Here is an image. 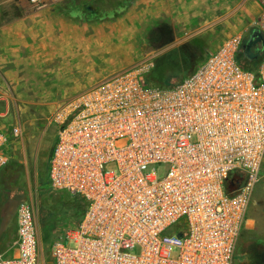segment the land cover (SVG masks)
I'll return each instance as SVG.
<instances>
[{
  "label": "built area",
  "instance_id": "obj_1",
  "mask_svg": "<svg viewBox=\"0 0 264 264\" xmlns=\"http://www.w3.org/2000/svg\"><path fill=\"white\" fill-rule=\"evenodd\" d=\"M255 29L264 40V10ZM244 38H226L171 88L147 86L153 63L142 60L53 113L49 186L85 203L76 229L52 236L53 264H233L264 156V49L244 69L235 60ZM9 146L0 129V170ZM15 224L0 264H38L27 201Z\"/></svg>",
  "mask_w": 264,
  "mask_h": 264
},
{
  "label": "rangeland",
  "instance_id": "obj_2",
  "mask_svg": "<svg viewBox=\"0 0 264 264\" xmlns=\"http://www.w3.org/2000/svg\"><path fill=\"white\" fill-rule=\"evenodd\" d=\"M71 1L77 2L82 8H87L91 3L94 5L99 4L102 7H106V13H109L120 9L128 0ZM63 2L64 0L45 1L49 6L55 7L58 10H60L59 7ZM43 6L45 4L41 5V7ZM247 7H252V10H249L250 13L248 12L245 15L242 29L236 32L243 33L245 37L255 27L259 14L264 10V0H248L246 2ZM258 8L261 9L254 15V12ZM209 16L210 14H205L206 19H212ZM67 18L72 20L69 17ZM115 20L90 23L72 21L82 26L85 33L89 35L99 30L107 32L109 30L108 26L112 25ZM207 24L210 25L212 23L207 22ZM158 26L155 22L148 24L149 30L142 33L143 38L139 40L131 61L127 64H123V61L124 52L128 51V49L124 48V46L121 47V45H117L116 48L109 46L111 43H118L119 40L102 41L101 49L102 51L104 50V53L100 56L91 57L92 59L89 60V64L92 66L86 67L80 73V82L78 86L72 88L71 92L76 91L77 88V91L80 92L84 85L90 84L91 82L95 83L97 81L96 79L103 74L106 75L107 70L110 68L121 67V69H126L147 59H150L153 63V68H151L153 70L151 71L150 69L148 73L150 80L153 78L154 81H158V68L165 69L166 75H168L167 81L171 76L178 80L185 75L183 71L189 69L187 66L191 68L195 64H197L196 66L201 64L208 56V51L218 45V42L222 38L227 37L230 31L220 33L217 29L206 30L199 34L198 39L189 40L180 46L173 47L172 42L158 48V43L160 41V43L164 42V39H159L160 41L155 43L151 38L152 29ZM182 52L192 54H182ZM235 60L244 69L249 71H254L257 67L254 62L246 60L241 52L236 54ZM195 67H192L188 70L189 72H186L190 73ZM121 69L119 68V70ZM42 70L43 74L40 76L41 79H34L33 87L24 89L21 85L11 97H8L7 104L0 102V114L3 115V118H0V123L5 124V129H7V132L9 131L8 133L13 128L18 129L19 135L18 137H14L12 142L19 141L20 144L18 147L21 149L19 152H16L15 156H12L10 153L8 164L0 170V227H3L2 230L5 240L3 246L0 248V255L7 257L13 253V245L16 238V224L15 215L13 218L9 216L12 207L8 206L7 197L19 192L20 197L14 199V204L16 205L21 201H27L34 212L38 264H53V259L50 254L52 236H65L69 232L74 231L83 214V206L78 197L71 196L64 191L52 190L49 186L47 173L49 157L57 140V126L52 124L50 119L65 100V96H62L61 92H57L55 88H62L63 81H67L68 77L74 76L75 71H70L69 69L62 71L53 69L52 71L54 72L50 73L47 72L48 70H44V68ZM162 84L164 85L166 83L164 82ZM55 91L57 94H55ZM12 144L10 146V152L11 147H13ZM164 170L163 167L159 168L160 176H163ZM232 178L235 179V175H231L228 178L227 185ZM262 184H264V156L260 168V181L257 183V186ZM13 208L15 207L13 206ZM242 233H245V241L247 238L252 237L244 229H242L240 235ZM235 261L248 264L247 257L243 258L241 255L235 256Z\"/></svg>",
  "mask_w": 264,
  "mask_h": 264
},
{
  "label": "crops",
  "instance_id": "obj_3",
  "mask_svg": "<svg viewBox=\"0 0 264 264\" xmlns=\"http://www.w3.org/2000/svg\"><path fill=\"white\" fill-rule=\"evenodd\" d=\"M45 1V6L36 8L28 0H0V102L7 104L8 97L21 85L24 89L33 87V80L41 79L42 68L50 73L54 72L53 69H69L75 71L74 76L63 81V89L55 88L65 96L63 105L121 69L110 68L95 83L84 85L80 92L78 88L71 92L80 82V73L92 66L89 64L91 57L104 53L102 41L119 40V44L111 43L109 46L116 48L121 45L128 49L124 52L123 61L127 64L143 38L142 33L149 30L150 22L171 27L173 47L198 39L199 34L206 30L217 29L220 33L230 30L227 37L208 53L215 51L222 41L242 29L245 15L253 7L246 8L248 0H134L131 7L108 26L107 32L99 30L87 35L82 26ZM205 14H210L212 19H206ZM0 118H3L2 114ZM0 129L9 135L10 146L13 143L11 152L10 146L8 149L9 159L10 153L15 156L21 150L18 147L20 142H12V131L8 133L5 124L0 123ZM233 180L226 185L229 191L233 189ZM251 199L243 229L252 237L264 239V184L254 187Z\"/></svg>",
  "mask_w": 264,
  "mask_h": 264
},
{
  "label": "trees",
  "instance_id": "obj_4",
  "mask_svg": "<svg viewBox=\"0 0 264 264\" xmlns=\"http://www.w3.org/2000/svg\"><path fill=\"white\" fill-rule=\"evenodd\" d=\"M133 1L134 0H128L126 2V4H124L120 9H118L114 12H109V13H106L107 12L106 7H102L99 4L94 5L93 3H91L87 8H82L77 4V2H74L71 0H64V2L60 5L59 8H60V11L62 13H64L67 17L71 18L72 20L78 21V22H87V23L102 22V21L114 20L117 17H119L120 15H122L128 8L131 7ZM151 32H152L151 38H152L153 42L156 43V42L160 41L159 39H164V42L160 43L161 42L160 41L158 43V48L163 47V46L173 42V32H172L171 27L168 25H159L157 28L152 29ZM182 54H192V53L182 52ZM261 57H262V55L256 61H253L256 66H257V64H259ZM196 65L197 64H195L194 66H191V68L195 67ZM198 66H196L192 71L194 72V70ZM182 67H184V66H182ZM187 67L189 69H191L190 66H187ZM152 70L153 69H151V71ZM188 70H186V71L189 72ZM186 71H183V73L185 75L183 74L184 76L181 77L180 79L177 80L175 77L171 76V78H169L167 81L168 75H166L165 69H163V68L159 69L158 68V71H157L158 72V74H157L158 75V81H154L153 78H152V80H150V76H149V74H147L146 79H145V84L149 87L171 88V87L175 86L176 84H178L184 77L193 73L192 71L190 73H187ZM164 82L166 84L163 85L162 83H164ZM234 180H236V179H234ZM19 197H20L19 192L13 193L10 197H7L8 206L12 207L10 209V212H9L10 213L9 216L11 218L14 217V215L16 213L17 206L19 205V203H17L16 205L14 204V201H15L14 199H17ZM79 199L81 200V204L83 206V214H84L85 203L81 198H79ZM13 206L15 208H13ZM83 214L81 215V217L83 216ZM2 228L3 227H0V248L3 246V244L5 242ZM244 234L242 233L240 235V237L238 238V242H237L235 253H234L233 264H245V262L235 261V256H238V255H241L243 258L247 257L248 264H264V239L250 237V238H247L245 241Z\"/></svg>",
  "mask_w": 264,
  "mask_h": 264
},
{
  "label": "water",
  "instance_id": "obj_5",
  "mask_svg": "<svg viewBox=\"0 0 264 264\" xmlns=\"http://www.w3.org/2000/svg\"><path fill=\"white\" fill-rule=\"evenodd\" d=\"M260 45L259 50L255 51V46ZM264 40L258 30H252L245 38L241 47L244 58L248 61H256L263 53Z\"/></svg>",
  "mask_w": 264,
  "mask_h": 264
},
{
  "label": "flooded vegetation",
  "instance_id": "obj_6",
  "mask_svg": "<svg viewBox=\"0 0 264 264\" xmlns=\"http://www.w3.org/2000/svg\"><path fill=\"white\" fill-rule=\"evenodd\" d=\"M259 47H260V45H256L255 46V51H258L259 50Z\"/></svg>",
  "mask_w": 264,
  "mask_h": 264
}]
</instances>
